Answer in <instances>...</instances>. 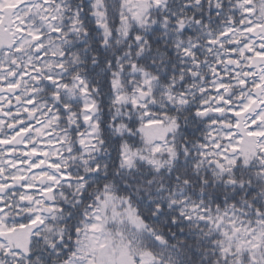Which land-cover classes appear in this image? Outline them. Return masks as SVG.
<instances>
[{
    "label": "snow or ice",
    "instance_id": "6c2138e0",
    "mask_svg": "<svg viewBox=\"0 0 264 264\" xmlns=\"http://www.w3.org/2000/svg\"><path fill=\"white\" fill-rule=\"evenodd\" d=\"M0 264H264V0H0Z\"/></svg>",
    "mask_w": 264,
    "mask_h": 264
}]
</instances>
